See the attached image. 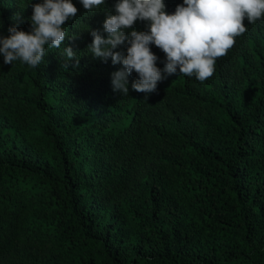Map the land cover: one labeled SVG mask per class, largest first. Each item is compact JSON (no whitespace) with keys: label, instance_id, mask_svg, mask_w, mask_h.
<instances>
[{"label":"trees","instance_id":"trees-1","mask_svg":"<svg viewBox=\"0 0 264 264\" xmlns=\"http://www.w3.org/2000/svg\"><path fill=\"white\" fill-rule=\"evenodd\" d=\"M40 2L0 0V37ZM72 2L38 67L0 54V264H264V18L203 82L150 45L164 79L123 95L87 50L115 10Z\"/></svg>","mask_w":264,"mask_h":264},{"label":"clouds","instance_id":"clouds-1","mask_svg":"<svg viewBox=\"0 0 264 264\" xmlns=\"http://www.w3.org/2000/svg\"><path fill=\"white\" fill-rule=\"evenodd\" d=\"M93 13L115 10L103 22V30H91L87 46L93 57L123 67L111 74L113 91L128 95V77L138 79L132 90L146 94L157 90L164 79L157 67L154 44L166 56L163 72L195 77L203 82L215 71L216 60L244 44L251 24L264 18V0H80ZM31 31L9 27V35L0 37L4 63L20 60L30 68L40 65L46 56L45 45L59 49L66 39L64 25L75 19L77 8L72 0H42L32 6ZM95 10V11H94ZM76 34L69 37L75 39ZM127 42L126 55L115 49ZM66 59L77 55L71 46L63 47Z\"/></svg>","mask_w":264,"mask_h":264}]
</instances>
